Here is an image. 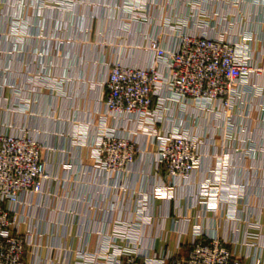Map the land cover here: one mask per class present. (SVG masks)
<instances>
[{
    "label": "crops",
    "instance_id": "1",
    "mask_svg": "<svg viewBox=\"0 0 264 264\" xmlns=\"http://www.w3.org/2000/svg\"><path fill=\"white\" fill-rule=\"evenodd\" d=\"M72 1L61 9L43 10L31 2L22 15L25 37L0 44V80L9 86L1 104L0 131L5 130L1 124L10 125L12 133L27 129L48 148L43 157L51 180L44 194L23 193L17 205L26 220L20 232L33 231L37 246V256L27 254L26 264H63L59 249L98 250L115 224L138 218L143 194L149 217V225L139 229L144 247L161 252L169 245L172 251L174 232L187 233L190 239L194 230L207 227L245 264H264V75L251 79L253 87H245L232 115L191 105L173 106L165 113L202 138V151L208 154L184 185L165 188L164 173L156 171L149 153L140 155L119 180L99 171L91 156L104 111L102 83L112 64L151 66L149 39L160 36L173 49L179 29L241 40L250 48L252 63L259 62L264 59V2L141 0V7L130 12L128 0ZM10 22V14L6 21L0 18L4 30ZM19 99L28 103L26 111L19 109ZM109 126L140 149L154 152L150 137L137 134L134 123L111 120ZM228 133L230 139L225 138ZM221 151L227 159L223 182L208 189L222 200L215 214L214 206L200 203V192L216 176L210 154Z\"/></svg>",
    "mask_w": 264,
    "mask_h": 264
},
{
    "label": "built area",
    "instance_id": "2",
    "mask_svg": "<svg viewBox=\"0 0 264 264\" xmlns=\"http://www.w3.org/2000/svg\"><path fill=\"white\" fill-rule=\"evenodd\" d=\"M31 2L43 10L61 9L73 1L0 0V18L6 21L9 14L11 16L6 30L0 25V44L25 37L27 21L22 15ZM16 5L19 15H15ZM125 6L135 12L141 7V0H128ZM175 33L178 44L173 49H167L160 36L149 39L146 49L152 53L151 66L114 63L102 83L104 111L99 115L98 135L91 156L99 171L118 180L140 155L149 153L154 155L156 171L164 173L165 188L179 182L182 185L188 183L203 158L208 156L202 151L204 140L165 113L173 106L184 108L191 105L208 111L220 108L226 115H232L235 105L246 92L245 87H253L251 79L264 75V59L252 63L250 48L241 40L232 42L225 35L190 34L180 29ZM162 35L165 36L163 32ZM1 73L2 69L0 77ZM8 88L0 80V109ZM16 103L22 111L28 109L24 99ZM111 120L134 123L137 134L150 137L154 152L140 149L131 139L119 136L109 126ZM1 127L5 130L0 131V264H26L27 254L37 256L33 252L37 246L33 231L20 232L26 220L18 213L17 205L22 203L23 193L44 194L45 184L51 180L43 157V150L48 148L43 147L27 129L12 133L8 131L10 125L1 124ZM230 137L229 133L225 136L226 139ZM224 156V151L210 154L215 161L213 172L216 176L201 186L200 192V203L207 208L214 206L215 214L222 200L208 189L223 182L222 173L226 166L223 162L227 164ZM119 187L121 189V183ZM145 205L147 195L143 194L136 209L138 218L131 223L115 224L107 243L98 250L76 249L71 252L59 249L65 259L63 264H245L215 229L211 231L207 227L194 230L190 239L187 233L174 232L170 241L172 251L169 245L161 252L144 247L139 239V229L142 225H149Z\"/></svg>",
    "mask_w": 264,
    "mask_h": 264
},
{
    "label": "rangeland",
    "instance_id": "3",
    "mask_svg": "<svg viewBox=\"0 0 264 264\" xmlns=\"http://www.w3.org/2000/svg\"><path fill=\"white\" fill-rule=\"evenodd\" d=\"M135 4H136V3H135ZM136 7H139V4H138V3L136 4Z\"/></svg>",
    "mask_w": 264,
    "mask_h": 264
}]
</instances>
